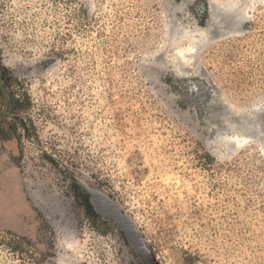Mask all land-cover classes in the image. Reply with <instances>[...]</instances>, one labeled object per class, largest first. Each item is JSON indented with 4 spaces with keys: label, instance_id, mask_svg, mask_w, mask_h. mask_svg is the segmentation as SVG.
Instances as JSON below:
<instances>
[{
    "label": "rangeland",
    "instance_id": "374dc122",
    "mask_svg": "<svg viewBox=\"0 0 264 264\" xmlns=\"http://www.w3.org/2000/svg\"><path fill=\"white\" fill-rule=\"evenodd\" d=\"M0 67L35 140L0 182V264H143L56 158L158 264H264V0H0Z\"/></svg>",
    "mask_w": 264,
    "mask_h": 264
},
{
    "label": "water",
    "instance_id": "95a60500",
    "mask_svg": "<svg viewBox=\"0 0 264 264\" xmlns=\"http://www.w3.org/2000/svg\"><path fill=\"white\" fill-rule=\"evenodd\" d=\"M41 149L48 153L45 148L41 147ZM51 156L56 158L54 155ZM56 159L70 172L76 183L84 189L94 211L104 219L114 222L120 228L141 262L143 264H158L154 252L130 215L112 197L76 176L63 160Z\"/></svg>",
    "mask_w": 264,
    "mask_h": 264
},
{
    "label": "flooded vegetation",
    "instance_id": "af4514ba",
    "mask_svg": "<svg viewBox=\"0 0 264 264\" xmlns=\"http://www.w3.org/2000/svg\"><path fill=\"white\" fill-rule=\"evenodd\" d=\"M6 82L4 70L0 67V182L4 172L12 169V160L19 153L20 141L25 139L35 145L25 119L16 109L17 104L9 97ZM19 124L23 127L21 135Z\"/></svg>",
    "mask_w": 264,
    "mask_h": 264
},
{
    "label": "bare ground",
    "instance_id": "6f19581e",
    "mask_svg": "<svg viewBox=\"0 0 264 264\" xmlns=\"http://www.w3.org/2000/svg\"><path fill=\"white\" fill-rule=\"evenodd\" d=\"M219 10H220V13H221V15H227V14H229V13H231V12H236L237 10H236V8H235V6H234V4H220V6H219ZM238 12V14L240 13L239 11H237ZM237 14V15H238ZM196 41V40H195ZM194 41V42H195ZM194 47V44H192V42H191V44L189 45V47L188 48H186V49H184V50H179V53H178V55H180V56H184V54L185 53H187V52H189V51H191V49ZM182 48V47H181ZM191 53V52H190ZM189 55V54H188ZM192 56V55H191ZM190 56V57H191ZM189 57V56H188ZM182 59V58H181ZM182 61V60H181ZM254 116L256 115L255 114V112H253L252 113ZM229 141H235V140H233V139H230ZM237 143V142H236Z\"/></svg>",
    "mask_w": 264,
    "mask_h": 264
}]
</instances>
